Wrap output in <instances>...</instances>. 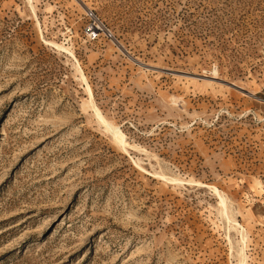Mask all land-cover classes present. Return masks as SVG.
Listing matches in <instances>:
<instances>
[{"label": "rangeland", "instance_id": "obj_1", "mask_svg": "<svg viewBox=\"0 0 264 264\" xmlns=\"http://www.w3.org/2000/svg\"><path fill=\"white\" fill-rule=\"evenodd\" d=\"M243 253L264 264V0H0V264Z\"/></svg>", "mask_w": 264, "mask_h": 264}, {"label": "built area", "instance_id": "obj_2", "mask_svg": "<svg viewBox=\"0 0 264 264\" xmlns=\"http://www.w3.org/2000/svg\"><path fill=\"white\" fill-rule=\"evenodd\" d=\"M92 21L88 23L85 27V35L89 40H96L101 35H104L106 38H112V34L93 16L90 12Z\"/></svg>", "mask_w": 264, "mask_h": 264}, {"label": "bare ground", "instance_id": "obj_3", "mask_svg": "<svg viewBox=\"0 0 264 264\" xmlns=\"http://www.w3.org/2000/svg\"><path fill=\"white\" fill-rule=\"evenodd\" d=\"M30 1V0H29ZM59 46V45H58ZM64 48V47H63ZM70 55L71 56H73L74 57V55L72 54V53H70ZM77 63V62H76ZM79 70V69H78ZM82 78H83V80L85 81V78L83 77V75H82ZM87 90H88V93H89V95L91 96V92H90V88H89V86L87 85ZM96 112H97V114H98V117L99 118H101L102 119V117H101V115H100V113H99V111H98V109H96ZM102 121H105V120H103L102 119ZM109 123V122H108ZM110 125V124H109ZM109 128H111V127H109ZM112 129L114 130V128L112 127ZM111 129V130H112ZM115 131V130H114ZM117 133H115L114 135H115V137H116V140L120 143V144H122V145H124V143H125V140H124V136L117 130L116 131ZM222 199V198H221ZM225 202V200H223V203ZM242 239H244V237H243V235H242ZM241 251H243V250H241ZM244 253L242 254V259H241V261L239 262V264H243L244 263Z\"/></svg>", "mask_w": 264, "mask_h": 264}]
</instances>
